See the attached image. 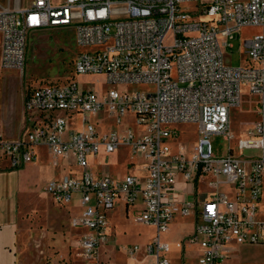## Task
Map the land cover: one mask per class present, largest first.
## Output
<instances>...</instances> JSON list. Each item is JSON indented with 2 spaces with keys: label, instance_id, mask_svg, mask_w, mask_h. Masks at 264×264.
Masks as SVG:
<instances>
[{
  "label": "built area",
  "instance_id": "2783aa9c",
  "mask_svg": "<svg viewBox=\"0 0 264 264\" xmlns=\"http://www.w3.org/2000/svg\"><path fill=\"white\" fill-rule=\"evenodd\" d=\"M186 3L197 9L181 8ZM69 27L84 49L73 75L99 76L109 87L101 93L71 80L35 88L24 109L36 123L17 141L0 137V158L19 169L44 147L53 160L73 159L79 175L52 180L44 192L58 205L78 196L80 212L70 226L80 231L81 263L100 264L107 214L118 201L139 204L133 220L155 230L144 245L123 247L130 258L141 254L151 264H172L173 247L161 235L176 217L193 214L194 232L174 247L198 244L200 254L182 264H227L233 245L264 244V0H31L24 8L0 10V67L22 73L32 32ZM248 27L259 32L242 42L246 65L232 67L225 49ZM137 85L152 90H129ZM244 88L255 97L258 119L237 136L231 125ZM127 115L137 133L118 128ZM187 123L198 133L189 154L170 144L178 137L174 127ZM215 135L228 142L220 156L211 148ZM122 148L139 173L117 178L89 171L90 157ZM198 181L211 190L200 211L195 200L175 197L178 185Z\"/></svg>",
  "mask_w": 264,
  "mask_h": 264
},
{
  "label": "rangeland",
  "instance_id": "374dc122",
  "mask_svg": "<svg viewBox=\"0 0 264 264\" xmlns=\"http://www.w3.org/2000/svg\"><path fill=\"white\" fill-rule=\"evenodd\" d=\"M31 0H0L1 9L24 8ZM209 0H200L201 4H207ZM181 8L195 11L197 5L195 3H186L181 5ZM259 32L258 28L248 27L242 29L236 38L231 41L232 48L225 49V58L229 60L232 67L246 65V60L243 54L242 42L251 38ZM84 50L75 44L73 28H48L41 31L32 32L29 35L26 49V62L23 72L15 70H5L0 67V130L12 131L15 127L19 113L17 112L20 101L25 95H29L35 88L44 85H63L71 80H76L82 87L90 88L94 91L103 93L108 88L103 82L102 77L95 76H74L73 62L79 52ZM116 88L115 86H113ZM131 92H148L152 90L151 86L137 85L130 87ZM11 110V111H10ZM10 111V112H9ZM258 119L257 105L255 97L249 95L247 90L243 89V97L240 108L236 111L232 121V130L237 136H242L245 131L252 126ZM123 125L118 127L124 129L130 127L134 132H138L137 126L130 115L123 117ZM114 126L112 122L106 123V127ZM31 128L30 122L25 120V124L21 128L22 135ZM105 128V125H101ZM175 130L178 132V137L174 142H170L173 150L179 146L183 147L186 153H190L197 141V126L195 124H179ZM228 142L223 135H215L211 137L212 152L216 156L223 155L227 152ZM126 150H121L112 155L98 156L92 166L99 170H110L114 174H122L125 170L124 164L127 158ZM244 155H256L255 150H244ZM39 161L37 164H26L24 166L31 167L30 175L27 179V184L31 189L32 196L35 200H40L41 205H46L42 198L44 185L49 181L48 168L51 169L52 164L50 158L45 152H40ZM5 186L12 191L15 177L12 175L6 176L3 179ZM204 189L202 188V191ZM11 193V192H8ZM7 202L11 205L12 194L7 196ZM264 202V190L262 194ZM71 212H80V208L76 202L68 204ZM50 208V207H49ZM27 213V214H26ZM50 228H57L58 215L50 212ZM45 213L39 212L37 209L28 210L22 214V231L27 236V242L31 244L28 252L23 251L20 255L24 264H28L29 259H33L32 264H40L38 262V254L36 250V235L46 228ZM75 215V214H74ZM115 242L108 248L111 250L110 259L102 256V261H108L107 264H151V260H141V255L138 254L134 258H130L122 249L126 245L138 244L142 245L149 240L155 230L145 224L136 223L133 218L124 220L122 213L117 211L113 218ZM64 225H62L63 227ZM71 234L74 232L69 225L65 226ZM190 230L189 225L182 222L169 227V232L161 235L169 242H174L182 233ZM30 235V236H29ZM59 254L52 256V262H58L64 257L63 249L59 248ZM77 250L75 248L70 251L68 262L65 264H75L77 259ZM227 264H264V244L258 245H233V251L227 255ZM77 264H82L80 261ZM104 264V263H102Z\"/></svg>",
  "mask_w": 264,
  "mask_h": 264
},
{
  "label": "crops",
  "instance_id": "0c3cea01",
  "mask_svg": "<svg viewBox=\"0 0 264 264\" xmlns=\"http://www.w3.org/2000/svg\"><path fill=\"white\" fill-rule=\"evenodd\" d=\"M26 96L27 95L22 97L20 101L17 110V112L19 113V117L16 120L14 126L15 128L9 132L0 130V137H2L3 139L9 141H17L25 136V134L22 135L21 133V128L25 124V120H28L31 126L36 123L37 118L29 116L24 109V101ZM121 150L127 151L126 148H122L119 151ZM40 152H45L46 155L50 158V162L52 164L51 169H47L50 176L48 182L62 178L67 175H79V169L73 164L72 158H68L66 160H53L44 147H37L35 149V160L32 163H29V165L32 164V166H34L35 164H37V162L39 161ZM126 154L128 155V151L126 152ZM98 156L107 155L99 154L88 159L89 171L96 177L108 174L117 178H122L127 174L139 173L138 167L136 165H130L128 156L125 160V170L122 174H114L110 170H99L95 166L91 167V164H93V162ZM30 168L31 167L27 168L26 166H23L19 169H12L9 167V161L7 159L0 158V264H24L20 255L23 253L24 250H26L25 252H28L29 248L31 247V244L27 242L28 235H24L22 231V214L25 212V210L27 212L28 210L35 211V209H37L41 213H45L46 215L50 212H54L59 217V220H57L56 222L57 228L52 229L50 228V217L48 219L49 215H47L46 228L44 229V231L36 235L35 242L37 247L34 248L33 246L32 248L33 250H36L39 256L38 262H40V264H65V262H68L70 251L72 250V248H75V250L78 251L77 239L80 231L73 229L70 226V220L71 218L76 217L79 212H75L74 215L71 212L69 205H58L47 194H45L44 188L48 182L44 185L42 192V198L44 199L46 205H41L40 200H35V198L32 196L31 189L27 184V179L30 175L31 170ZM9 175L15 177V182L14 186L12 187V191H10L9 188L5 186V182L3 181V179ZM202 188L204 189L203 191ZM210 193L211 190L207 187L206 183L198 181L194 184H188L185 187L183 185H178L175 197L179 201L185 199L195 200L197 204V211H200L201 204L208 199ZM8 194H12L13 200L11 205L8 204L6 199ZM77 199L78 196L74 195L72 202L74 201L77 203ZM260 208V216L264 217L263 201L261 203ZM139 209V204L134 206H127L122 201H118L115 207L110 212H108V241L104 246H101L99 249L100 264L108 263V261H102V256H106L107 260L110 259L111 250L108 247L112 246V244L115 242V227L113 218L115 217L117 211H120L124 220H126L132 219L134 215L139 211ZM179 222H182L185 225H189L190 230L186 233L180 234V236L174 242H169L166 238H162L163 241L169 243L173 247L172 252L169 254V259L172 264H182V262H193L197 259L200 254V246L198 244H194L192 246H185L183 249L180 250L174 247L177 242L185 240L194 232V227L198 222V218L194 214L189 217H176L169 227L171 228V226ZM62 225L64 226L62 227ZM66 225H69V228H72L74 230L72 234L65 227ZM167 232H169V229ZM149 240H147L145 243H147ZM59 248L63 249L64 257L58 262H52V256L59 254ZM76 256L77 259L75 260V264H77L79 261L81 262L80 258L78 257V252ZM32 261L33 259H29L28 264H32Z\"/></svg>",
  "mask_w": 264,
  "mask_h": 264
}]
</instances>
